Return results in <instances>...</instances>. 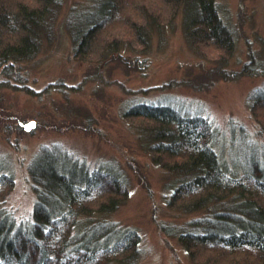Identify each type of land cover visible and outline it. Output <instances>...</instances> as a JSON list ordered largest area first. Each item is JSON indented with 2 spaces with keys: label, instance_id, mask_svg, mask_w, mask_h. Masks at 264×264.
<instances>
[{
  "label": "rangeland",
  "instance_id": "obj_1",
  "mask_svg": "<svg viewBox=\"0 0 264 264\" xmlns=\"http://www.w3.org/2000/svg\"><path fill=\"white\" fill-rule=\"evenodd\" d=\"M216 4L235 37L224 69L238 72L251 56L253 64L264 65V0ZM94 6L95 0H60L51 37L41 40L37 54L0 66V175L13 180L0 187V210L17 224L30 220L36 194L29 168L42 149L60 168H116L128 196L105 218L138 232L136 264H198L165 228L189 229L188 222L205 211L170 205L169 185L177 176L153 162L143 129L149 123L127 116L126 108L141 101L169 104L206 118L221 160L236 170L264 158V127L258 122L264 117L251 109L264 92V68L226 79L215 52L199 51L186 40L179 16L170 26L153 28L141 44L131 31L134 18L123 10L112 15L122 23L113 21L100 35V42L113 39L117 51L106 49L107 42L100 55H75L70 31ZM30 120L35 126L24 130L21 123Z\"/></svg>",
  "mask_w": 264,
  "mask_h": 264
},
{
  "label": "trees",
  "instance_id": "obj_2",
  "mask_svg": "<svg viewBox=\"0 0 264 264\" xmlns=\"http://www.w3.org/2000/svg\"><path fill=\"white\" fill-rule=\"evenodd\" d=\"M59 1L0 0V66L17 65L37 54L41 40L51 37ZM126 1L95 0L91 12L70 31L75 55H100L107 42L106 49L117 51L113 39L100 42V35L109 32L105 28L113 21L122 23L112 15L123 10L136 21L131 31L141 44L148 43L153 28L170 26L179 16L186 40L199 51L215 52L218 58L213 60L226 79L264 68L253 64L251 56L238 72L224 69L235 37L216 0ZM252 108L264 117V92ZM126 109L127 116L149 123L143 129L150 137L147 151L153 162L177 176L169 185L170 205L205 211L200 220L188 222L189 229L167 226L165 231L198 264H264V158L231 169L211 142L206 118L143 101ZM42 151L47 150L29 168L36 194L30 220L17 224L0 210V264H136L138 232L105 218L128 196L122 171L77 164L60 168ZM4 176L0 187H10L12 176Z\"/></svg>",
  "mask_w": 264,
  "mask_h": 264
},
{
  "label": "water",
  "instance_id": "obj_3",
  "mask_svg": "<svg viewBox=\"0 0 264 264\" xmlns=\"http://www.w3.org/2000/svg\"><path fill=\"white\" fill-rule=\"evenodd\" d=\"M21 125L23 126L24 130H30L31 128H33L35 126V121L30 120L28 122L21 123Z\"/></svg>",
  "mask_w": 264,
  "mask_h": 264
}]
</instances>
